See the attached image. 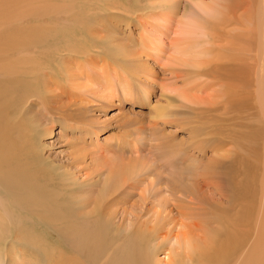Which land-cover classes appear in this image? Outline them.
<instances>
[{
  "label": "bare ground",
  "instance_id": "bare-ground-1",
  "mask_svg": "<svg viewBox=\"0 0 264 264\" xmlns=\"http://www.w3.org/2000/svg\"><path fill=\"white\" fill-rule=\"evenodd\" d=\"M120 25L140 28L136 51L114 44ZM141 54H165L187 80L205 81L201 69L212 64L206 74L225 71L208 93L225 103L205 108L197 145L212 155L179 165L161 143L167 165L124 164L113 145L102 178L99 165L77 176L73 152L78 163L96 154L78 138L97 140L86 121L93 95L111 101L99 85L120 86L135 106L146 101L154 124L189 100L153 78L156 101L147 84L131 89L127 80L145 72ZM249 102L263 125L239 121ZM55 125L74 149L68 163L45 154ZM130 179L133 192L123 189ZM179 218L190 234L168 248ZM161 263L264 264V0H0V264Z\"/></svg>",
  "mask_w": 264,
  "mask_h": 264
},
{
  "label": "rangeland",
  "instance_id": "rangeland-1",
  "mask_svg": "<svg viewBox=\"0 0 264 264\" xmlns=\"http://www.w3.org/2000/svg\"><path fill=\"white\" fill-rule=\"evenodd\" d=\"M176 1L179 5L183 2V0ZM153 17L158 18V15H153ZM146 21L148 22L149 20L146 19ZM148 24L150 25V23ZM119 29L123 31V35L121 37L119 36L114 44L119 43L126 45L129 48L128 52L132 50L136 51L137 37L141 32L140 28L138 26H133L127 29L120 25ZM136 29L138 31H136ZM128 31L132 33L131 37L126 36V32ZM1 54H8V52ZM141 55L142 62L145 64L143 67L145 72H141L138 75L137 82L127 80L128 86L131 89L137 88L139 83L143 85L147 84L152 89L151 91H153L154 95L151 97V101H156L159 91L156 87L157 85L149 80L150 78H153L162 84H166L169 88L183 92L184 96L189 100H182L177 107L170 104L165 113L166 115L173 113V116L164 121L163 119H160L154 124V120L149 119L151 112L146 101L139 106H135L133 102L128 100L123 101L119 98V94L122 90L120 86L111 84L110 82L99 85L97 88H104V94L111 97L112 102L110 99H99V93L93 95L90 109L86 112V121L87 127L90 125L89 128H92L98 133L97 140H95L91 146L90 143L93 136L89 137L78 134V138L81 140L79 142L80 146H83L88 150L93 149L96 151V154L92 156L93 159H90L91 157L85 158V162L78 163L80 160L74 158L73 155L75 151L73 152L72 158L75 163L73 170L76 171L77 176L85 172L84 170L79 173L77 172L81 165H84L91 171L99 165L101 168L98 175H96V178H99L98 176H101L102 178L105 173V168L110 163L114 162L113 153L107 150L113 145H116L115 147L113 146L114 154L118 155L121 163L124 164H127L129 161H137L144 165H150L151 163V165L154 164L156 166L160 164L167 165L170 160L168 159L164 161L162 158V154L165 153L164 146L162 145L164 143H169L171 149L175 153V157L171 158L179 160V165L189 164L188 159L194 161L198 165H203L212 155L210 153L211 151H209V147H205V151L202 153L197 145L199 143L201 144L202 141H206L203 136L205 131L204 121L207 115L205 108L209 106L210 102L215 103L216 108L222 107L225 103L224 98H216L215 95L210 97L208 95V93L214 94L217 92L216 83L221 79V74L225 71L219 69L217 70V74H206L205 70H209L210 68L215 69L214 64H212L209 67L201 69L202 73L205 74L201 79H206L205 81L200 80L199 78L196 80H187L185 72H183L185 68L166 61L165 54H160V57L155 54L151 56H148V54ZM222 64H226V62H223ZM256 70L257 68H255V71ZM255 76L258 75H253L251 78L253 84H255L257 80ZM193 82L200 84V89H195L193 87ZM183 84H185L184 87L181 86ZM134 101L138 100L134 99ZM110 103L113 104L112 108H109ZM245 105L246 107L239 113L245 114V116L243 118L239 117V121L244 125H263V118L259 117L255 105L250 102ZM223 112V110H216V112L212 113V117L215 118L218 115H222ZM60 133L59 126L55 125L54 132L43 140L46 146L45 154L57 163H68V153L74 149L69 148V143L62 135H60ZM165 137L167 141L164 140ZM155 138H157V140ZM152 151H156L160 154L161 158L155 153H152ZM127 182H125L126 184L124 183L125 186L123 185V189L129 191L131 179ZM130 191L133 192L132 189ZM132 194L133 193H131V195ZM139 195L140 189H135L131 198L132 200L130 199L129 203L137 199ZM129 203H127V205ZM189 221L190 220L186 218H179L178 222L175 223V228L170 232V239L166 242L168 248L175 249L178 247V241L181 242L184 238L189 236L190 229L182 227V225H186ZM171 225L172 223L169 226ZM176 235L177 238H175ZM180 250L181 249L177 251ZM167 253L168 250L166 252H160L159 258L165 260Z\"/></svg>",
  "mask_w": 264,
  "mask_h": 264
}]
</instances>
